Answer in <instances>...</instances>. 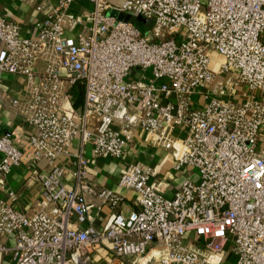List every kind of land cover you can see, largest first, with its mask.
Segmentation results:
<instances>
[{
	"label": "built area",
	"instance_id": "built-area-1",
	"mask_svg": "<svg viewBox=\"0 0 264 264\" xmlns=\"http://www.w3.org/2000/svg\"><path fill=\"white\" fill-rule=\"evenodd\" d=\"M87 1L88 23L70 12L75 0L40 1L34 37L0 15V98L33 128L27 137L0 135V188L21 164L50 168L38 174L32 215L0 197V255L13 264H83L105 245L138 264H224L230 245L232 264H264V0ZM114 10L150 20V35ZM212 50L223 57L218 74L236 76L227 98L210 91ZM135 68L142 76L129 80ZM4 73L26 78L23 101L3 88ZM79 81L84 102L75 108L68 90ZM237 85L249 91L241 101ZM197 91L208 99L200 108ZM138 130L173 152L175 171L194 168L198 180L186 178L169 197L156 167L130 163L119 179L135 193L126 215L124 196L90 179L84 147L120 158ZM76 138L81 149L72 153ZM62 155L74 158L72 182L57 163ZM106 206L111 214L98 227L92 210Z\"/></svg>",
	"mask_w": 264,
	"mask_h": 264
},
{
	"label": "crops",
	"instance_id": "crops-1",
	"mask_svg": "<svg viewBox=\"0 0 264 264\" xmlns=\"http://www.w3.org/2000/svg\"><path fill=\"white\" fill-rule=\"evenodd\" d=\"M40 1L28 2L27 0H0V15L5 16L9 20L18 23L21 27V35L26 37H34L38 33L37 22L44 17V13L36 9ZM56 3L57 0H50ZM115 3H120L123 0H113ZM70 12L74 15L81 16L84 23L90 20V4L87 0H75L70 7ZM83 25H78L74 32L76 34ZM0 46L2 43L0 42ZM45 67L42 60L34 64V69L41 72ZM216 72L215 67L211 68ZM218 72V71H217ZM142 76L140 71L139 75H134V70L129 76V80L139 79ZM217 78V77H216ZM2 86L9 96L18 98L23 101L26 97V78L19 74L4 73L2 76ZM211 93L217 97L225 98L223 95L218 80L212 84ZM228 97V96H227ZM241 101L242 97L236 95L235 99ZM208 99L204 96L203 92H196L192 95L193 107L200 108L207 103ZM17 132L22 136L27 137L28 134L33 132L32 126L26 121L23 113L15 110L14 107L9 105L6 99L0 98V135L13 134ZM186 128L177 129L174 132V137L182 140L186 136ZM81 149L80 139L76 138L69 150L74 153ZM169 150L148 142L145 138V132L142 130L136 131L135 137L131 138L125 146V151L122 157L114 158L110 156H95L93 154L92 144H87L84 147V154L89 160L88 171L90 179L97 182L100 186L111 188L124 196V201L120 206V210H129L134 207L133 194L128 190L119 186V179L121 171L130 163L143 162L157 168L155 179L164 180L168 182L166 190L167 196H172L175 191L180 187L182 182L189 178V175L196 172V169L191 167H184L180 171H175L173 164L175 158ZM73 156L62 155L57 159V163L66 168V179L71 180L74 171ZM49 166L46 160H41L35 166L21 164L17 166L7 177L6 185L0 188V197L5 198L15 208L31 214L37 210V205L40 197L41 184L38 174L49 171ZM198 180V179H197ZM196 180V181H197ZM14 193V198L9 196V193ZM94 216V224L98 227L103 226L111 214V208L103 207L101 210L94 208L92 210ZM125 214V213H124ZM7 242H12V238H8ZM150 256V255H148ZM228 258L230 255H226ZM125 258V257H124ZM124 258H118L114 255L108 246H100L94 250L83 264H138L137 262H127ZM0 264H13L8 255H0Z\"/></svg>",
	"mask_w": 264,
	"mask_h": 264
},
{
	"label": "rangeland",
	"instance_id": "rangeland-1",
	"mask_svg": "<svg viewBox=\"0 0 264 264\" xmlns=\"http://www.w3.org/2000/svg\"><path fill=\"white\" fill-rule=\"evenodd\" d=\"M111 1H113V0H111ZM126 15H127L126 12L124 13V12L117 11L116 17L117 18H121V19H125ZM144 19L145 18L143 16H141V15H132L129 21L132 22L135 26L139 27L140 30L144 34L150 35L151 29H152V23L150 22L149 25H146ZM167 37H169V35L161 36L160 38H155V39H153V41L159 42L161 40L166 39ZM210 57H211V60H212L211 68L215 67L216 73H217V78L216 79L218 80L219 87H220L223 95L226 96L225 98H227V96H228L227 88H228L229 85L231 86V84L234 83L236 76L235 75L231 76V75H228V74H218L217 71L219 69V65L223 61V57H222V55H220V53H218L217 51H213L212 50V51H210ZM139 73H140V70L135 68L134 69V75H139ZM235 92H237L235 95L241 94V97H242L243 93H248L249 91H246V89H245V87L243 85H237L235 87ZM238 99L239 98H237V100ZM189 179H191L193 181H196L198 179V172L197 173L194 172V173L190 174L189 175ZM132 194H133V197H135V193L132 192ZM128 211L124 210V213L127 215ZM28 215H32V213L28 214ZM232 247L233 246L228 245V251H229L228 255H230V256L226 260V262H224V264H232V263H234L237 260V256L234 253H230V252H232ZM124 259L127 262H132V261H134L135 257L134 256H129V257H125Z\"/></svg>",
	"mask_w": 264,
	"mask_h": 264
},
{
	"label": "trees",
	"instance_id": "trees-1",
	"mask_svg": "<svg viewBox=\"0 0 264 264\" xmlns=\"http://www.w3.org/2000/svg\"><path fill=\"white\" fill-rule=\"evenodd\" d=\"M68 93L71 96L74 107L80 108L84 102V84L80 81L77 82L69 88ZM225 259L227 260L228 257L226 256Z\"/></svg>",
	"mask_w": 264,
	"mask_h": 264
},
{
	"label": "water",
	"instance_id": "water-1",
	"mask_svg": "<svg viewBox=\"0 0 264 264\" xmlns=\"http://www.w3.org/2000/svg\"><path fill=\"white\" fill-rule=\"evenodd\" d=\"M116 14H117V11H115V10L112 11V15L116 16ZM131 16H132V15L127 14L124 20L129 21L130 18H131ZM120 19H121V18H120ZM144 21H145V24H146V25H149V24H150V20H148V19H144Z\"/></svg>",
	"mask_w": 264,
	"mask_h": 264
}]
</instances>
